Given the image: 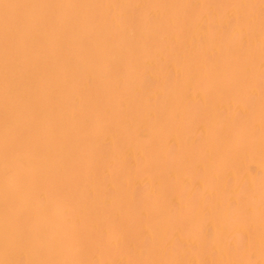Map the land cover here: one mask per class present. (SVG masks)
I'll use <instances>...</instances> for the list:
<instances>
[{"label":"bare ground","instance_id":"6f19581e","mask_svg":"<svg viewBox=\"0 0 264 264\" xmlns=\"http://www.w3.org/2000/svg\"><path fill=\"white\" fill-rule=\"evenodd\" d=\"M0 264H264V0H0Z\"/></svg>","mask_w":264,"mask_h":264}]
</instances>
